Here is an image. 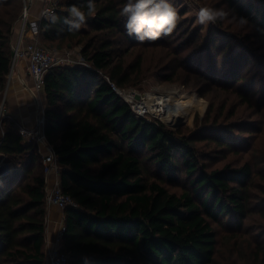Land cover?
<instances>
[{
	"label": "trees",
	"instance_id": "1",
	"mask_svg": "<svg viewBox=\"0 0 264 264\" xmlns=\"http://www.w3.org/2000/svg\"><path fill=\"white\" fill-rule=\"evenodd\" d=\"M125 2L95 0V12L76 32L67 31L63 17L68 7L82 6L86 0H59L60 22L40 21L42 45L58 51L81 46L92 66L62 65L45 77L47 139L59 159L63 192L80 205L65 209L61 251L69 255V264H264V161L211 168L215 159L198 147L206 142L215 143L213 150L218 152L239 151L233 131L263 133L264 115L256 122L227 127L197 125L192 133L134 113L111 82L119 88L136 84L149 48L164 49L172 57L163 65L162 77L171 79L178 69L202 75L201 60L195 61V68L191 60L180 63L188 46L201 36L192 32L183 39L171 33L140 42L125 30L126 17L120 16ZM221 3L234 9L236 17L246 18L245 30L256 31L252 38L257 35L264 41V0L213 4ZM23 7L24 0H0V98ZM218 28L216 35L201 41L200 50H209L213 65L219 62L223 70L218 74L215 65L207 73L225 91L252 103L256 81L264 79V47L254 52L253 46L260 43H248V35L244 37L249 31L240 34L241 48L235 51L231 38L236 35L230 33L233 37L228 39L227 31L220 24ZM137 48L141 53L127 62ZM157 62L161 67L165 58ZM248 70L257 73L255 77L250 79ZM255 100L264 107V89ZM222 113L223 109L218 115ZM3 129L0 161L10 163L12 171L0 181V264H45L48 204L42 155L35 142L24 140L12 116L4 118ZM179 183L183 191H172ZM214 223L230 230L224 237L228 253L220 262Z\"/></svg>",
	"mask_w": 264,
	"mask_h": 264
},
{
	"label": "rangeland",
	"instance_id": "2",
	"mask_svg": "<svg viewBox=\"0 0 264 264\" xmlns=\"http://www.w3.org/2000/svg\"><path fill=\"white\" fill-rule=\"evenodd\" d=\"M221 0H174L172 6L176 9L178 14V21L176 23L175 28L172 31V34H176L179 36H182L183 39L188 37L190 33L192 32L200 34L201 37H199L195 42L193 41L190 46L186 49V51L183 53V58L180 60V63H189L187 60L193 61L191 66L195 68V65L201 62H203V66L200 72L202 75H199L198 73L194 72H185L182 69L176 70L174 75L171 77V79H167L162 77V67L163 65H166L168 61L172 58L170 55H165L166 52H164V49H147L144 53V59H145V67L143 68V71L140 75V79L136 78V84L129 85L125 88H121L123 93L119 94L124 101H126L129 105L131 110L136 113L137 109H134L133 105L136 101H129L125 97L126 94H130L131 92L139 93L141 97L139 100L143 101L146 100L147 95H152V98H156V96H159L160 99L163 102H167L169 105L170 102V108L171 109H179L184 110L185 116H183L182 120L178 123H182L180 125L169 123L161 115H158L154 112L145 113V114H138L137 115L144 117L145 119L151 121V120H157L159 122L164 123L167 127L170 128H180L185 127L188 132H194L198 127L197 125L202 124H212V125H218V126H224L239 122V121H258L261 119V117L264 115V107L258 106V103H256V98H258L262 90L264 89L262 85L264 86V79H257L256 85L254 86L252 93L254 94V99H252V103H245L238 93H235L233 91L226 90L225 88L221 87L218 83L213 82V78L211 75L207 73V71L213 69L214 67L218 66V74H220L223 70V65L218 63H215L213 65L211 58L209 57V50H200V45H202V42H205L208 40V38L215 34L218 28V25L220 24L222 26V30H226L228 33V36L226 38L230 39V37H233L230 35V33L235 34L234 38H231L232 44L234 46V50L237 51L241 48V35L244 36L245 33H248L249 31L251 34H245V37L248 35V43H256L258 45L253 46L254 52L259 54L262 52V49L264 47V41L257 38V35L255 37H251L253 34V29L248 28L245 30L244 26L245 24L243 22L237 21L232 18H226L223 21L217 22L216 24H204L201 25L197 22L196 13L201 7H216L213 4L215 2L220 3ZM223 4V3H221ZM238 18V17H237ZM219 23V24H218ZM16 24H20L19 32L17 33L16 37L13 38L12 36V47L13 51H15L16 40L19 39L21 41V32H22V26H23V20L20 19ZM241 34V35H240ZM239 36V37H238ZM30 40V39H29ZM28 40V41H29ZM26 41L22 40V42ZM202 41V42H201ZM262 47V48H261ZM49 48V47H48ZM51 49V48H50ZM141 48L135 49L134 54L135 56H130L127 59V62L132 61L133 59H136L138 53ZM55 52H63L67 50H75L76 55L82 56L84 58V61L89 63L87 59L82 54V47L81 46H75L73 49L64 48L60 51L51 49ZM194 53L193 55H191ZM57 54V53H56ZM215 53L212 52V55ZM159 57H164L165 62L161 64V67L159 68L157 60ZM187 59V60H186ZM195 61L197 63H195ZM155 62V66L151 67L152 63ZM17 62L14 60L13 55V61H12V67L11 69H14ZM190 65V64H189ZM216 65V66H215ZM158 67V68H157ZM197 67V66H196ZM11 72V71H10ZM164 73V72H163ZM170 74V73H169ZM247 76L251 79L252 77H255L254 71L248 70L246 72ZM10 75V74H9ZM264 78V77H263ZM9 79V76H8ZM263 80V81H262ZM262 84V85H261ZM8 85V81H7ZM136 96L134 97V99ZM6 101H7V86L5 90L1 93L0 98V122L4 120L3 111H6ZM212 106V110L211 109ZM182 107H185L187 109H183ZM223 109V113L219 114L220 110ZM150 111V110H148ZM231 111H234L233 114H231ZM153 113V114H152ZM210 113V114H209ZM162 118V120L158 119L156 116ZM206 115L209 116V118H206ZM217 121V124H215L213 121ZM214 123V124H213ZM233 137H237L236 139L238 141V148L241 149L239 151L231 152L227 151L226 153H223V151H216L213 150L215 143L206 144V142H199L198 147L199 150H202L203 152H209L210 156L214 158L215 160L211 162L210 166L211 168H221L227 163H233L235 166H242L247 161H252L254 163L259 162L262 163L264 161V132L258 133L254 132L253 134L246 132V131H239L234 130L233 131ZM249 143H248V142ZM247 145V148L245 146ZM243 146V147H242ZM219 150V149H218ZM5 161H0V166H3ZM262 164L259 166L261 167ZM154 170V166H153ZM156 171V170H155ZM44 173V171H43ZM45 175V174H44ZM183 183L186 186V178L183 176ZM180 185H174L171 187L172 191H176L177 193H181L184 189V185L179 183ZM183 187V188H182ZM215 230L218 233L219 238V249L216 254V260L220 262L223 257L227 255V247L226 246V237L229 235L230 230L224 223H214Z\"/></svg>",
	"mask_w": 264,
	"mask_h": 264
},
{
	"label": "built area",
	"instance_id": "3",
	"mask_svg": "<svg viewBox=\"0 0 264 264\" xmlns=\"http://www.w3.org/2000/svg\"><path fill=\"white\" fill-rule=\"evenodd\" d=\"M59 0H46V3L42 9L41 17L38 20H30V5L27 0H24V7L21 13V19L23 20L21 41L18 42L14 51V60L17 62L19 59H26L28 61V70L32 76L35 84L36 92L44 91L45 77L49 71L54 67L62 65H79L91 68V64L84 61L82 56L76 55L75 50H67L63 52H55L48 47L41 44L38 35L40 33V21L44 18V12L46 9L52 8L57 11ZM30 35L29 41H23L26 35ZM57 53V54H56ZM113 89L118 94L123 93L122 89L117 87L111 82ZM126 99L131 101L128 96L136 95L135 92L130 94H124ZM143 98V97H141ZM133 102V101H131ZM136 113L142 115L150 113L145 108L137 107L136 103L133 105ZM153 114V113H152ZM4 118L8 114L3 111ZM158 119L161 117L154 114ZM46 116L45 111L37 118V122L34 126H20L19 133L22 135L26 142H35L38 145L39 152L42 154V166L45 176L55 173L56 179L51 187L47 189L46 201L48 206L55 205L61 209H67L69 207L78 208L79 203L73 199L70 195L63 192L61 182V166L57 154L55 153L53 146L47 139L46 135ZM0 131L4 133L3 121L0 122ZM63 227L61 234L63 233ZM48 261L50 264H69V255L60 248L50 249L48 253Z\"/></svg>",
	"mask_w": 264,
	"mask_h": 264
},
{
	"label": "clouds",
	"instance_id": "4",
	"mask_svg": "<svg viewBox=\"0 0 264 264\" xmlns=\"http://www.w3.org/2000/svg\"><path fill=\"white\" fill-rule=\"evenodd\" d=\"M96 10L95 0H86L84 5H72L67 8L68 15L63 17V24L68 32L79 31ZM227 4L220 7H201L197 13V22L201 25L216 24L226 18H232L247 24L246 18H237ZM44 18L50 25L60 22V17L54 9L44 12ZM120 16L126 17L124 24L128 35L136 36L137 40L156 41L162 36L172 33L178 21L176 9L168 0H126L120 9Z\"/></svg>",
	"mask_w": 264,
	"mask_h": 264
},
{
	"label": "crops",
	"instance_id": "5",
	"mask_svg": "<svg viewBox=\"0 0 264 264\" xmlns=\"http://www.w3.org/2000/svg\"><path fill=\"white\" fill-rule=\"evenodd\" d=\"M30 5V20H38L41 17L42 9L46 0H27ZM20 24L14 27L13 38L19 32ZM30 39V35H26V42ZM25 40V39H24ZM19 39L16 40L18 45ZM11 69L8 85H7V101L6 113L12 116L20 126H34L38 116L46 110L47 97L44 91L36 92L35 84L28 70V61L19 59ZM42 155V154H41ZM6 163V162H5ZM4 163V164H5ZM9 174L12 171V165L7 163ZM46 177L47 189L51 187L56 179V174H50ZM61 177V174H60ZM65 222V209L51 205L47 207L46 215V262L48 261V253L50 249L60 248L61 246V231Z\"/></svg>",
	"mask_w": 264,
	"mask_h": 264
},
{
	"label": "bare ground",
	"instance_id": "6",
	"mask_svg": "<svg viewBox=\"0 0 264 264\" xmlns=\"http://www.w3.org/2000/svg\"><path fill=\"white\" fill-rule=\"evenodd\" d=\"M134 96H128L129 99L132 101H136L137 107H142L145 108L147 111L150 110L149 112H154L158 115H161L163 119L168 121L169 123L171 122L172 124H178L180 120H182L184 114V110H179V109H171L170 104L168 105L167 102H163L159 96H156V98H152V95H147L146 100L144 99L143 101L135 98ZM183 115V116H182Z\"/></svg>",
	"mask_w": 264,
	"mask_h": 264
},
{
	"label": "water",
	"instance_id": "7",
	"mask_svg": "<svg viewBox=\"0 0 264 264\" xmlns=\"http://www.w3.org/2000/svg\"><path fill=\"white\" fill-rule=\"evenodd\" d=\"M136 98L137 99H140L141 98V95L139 93H136ZM182 123H178L177 125H180ZM7 163L3 164V166H0V181L9 174V170H8V167H7Z\"/></svg>",
	"mask_w": 264,
	"mask_h": 264
}]
</instances>
